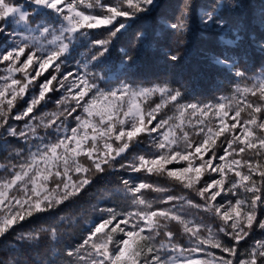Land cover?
Returning <instances> with one entry per match:
<instances>
[{"label":"snow or ice","instance_id":"1","mask_svg":"<svg viewBox=\"0 0 264 264\" xmlns=\"http://www.w3.org/2000/svg\"><path fill=\"white\" fill-rule=\"evenodd\" d=\"M218 7L200 22L231 88L197 100L136 79L145 45L181 59L192 0L178 17L163 0H0V264H264V64Z\"/></svg>","mask_w":264,"mask_h":264},{"label":"trees","instance_id":"2","mask_svg":"<svg viewBox=\"0 0 264 264\" xmlns=\"http://www.w3.org/2000/svg\"><path fill=\"white\" fill-rule=\"evenodd\" d=\"M164 11L169 17H178L183 0H163ZM194 10L190 14L189 32L183 45L176 48L181 59L174 65L168 63L156 53V45H145L139 71L138 80L170 79L178 82L177 87L183 85L189 99L209 100L214 96L227 95L231 88L229 76L210 67L211 57L224 50L220 43V29L206 28L200 17L203 11L210 10L209 5L219 4L216 13L226 21L227 27H238L242 39L234 49L237 53L248 54L245 61L255 71L264 64V51L257 47V42L264 40V28L259 23L261 10L264 9V0H192ZM235 5V6H233ZM157 23L163 24V18ZM159 33V29H157ZM254 35L255 39L250 37ZM132 42V32L122 36L113 49V57L119 55V49L127 47ZM135 71V70H134ZM58 97H54L56 99ZM53 102H49L43 110H52ZM157 179V178H152ZM154 194H150L149 198ZM89 196L83 194L80 205L87 207ZM12 240L10 234L7 239L0 241V249L7 248ZM243 243V242H242Z\"/></svg>","mask_w":264,"mask_h":264}]
</instances>
